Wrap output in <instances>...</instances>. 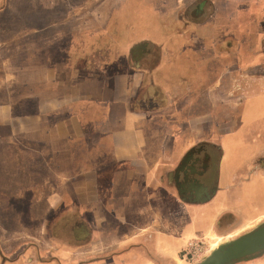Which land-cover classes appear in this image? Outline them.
I'll return each instance as SVG.
<instances>
[{
  "label": "crops",
  "instance_id": "crops-1",
  "mask_svg": "<svg viewBox=\"0 0 264 264\" xmlns=\"http://www.w3.org/2000/svg\"><path fill=\"white\" fill-rule=\"evenodd\" d=\"M65 1L77 11L63 17L50 11L58 0H39L37 5L43 11H35V5L29 8L27 4L22 12L14 11L13 0L0 4V15L13 19L12 24L17 25L16 20L21 18L27 26L32 25L31 44L16 47L15 51L18 55L27 49L23 54L35 62L26 74L8 76L6 60L13 58V49L1 38L9 41L8 35L13 33L9 29L13 28L6 27L2 32L7 36L0 37V84L18 87L26 80L32 88L27 94L32 105L18 112L0 103V114H4L0 123V164H5L3 171L0 168V188H10L12 194H20V187L34 194H40L41 189L49 203L47 209L58 206L51 221L44 220L42 224L49 226L46 233L52 243L47 245L44 238L38 239L40 247L30 243L11 258L2 252L0 264H174L188 242L228 237L231 233L220 236V231L226 229L227 218L241 219L238 205L242 199L251 200L249 188H264V169H254L243 176L239 174L241 170L232 169L231 161L223 162L236 146L229 140L232 132L247 129L242 118L244 99L250 98L260 112L248 127L257 132L264 130V74L256 75L257 86L248 92L230 89L229 80L221 73L211 86L180 92L176 89L186 78L178 80L179 74L163 73L168 65L165 53L171 51L177 56L183 49L191 51L197 55L204 77L211 51L204 44L165 46L163 42L141 52L135 60L129 57L122 61L115 56L117 46L103 44L95 48L92 43L85 47L79 39L84 32L99 38L103 28L99 25L113 11H120L121 4L130 5L126 9H131V14L142 12L143 6L149 4L156 11L154 18H159V25L166 26L162 29L170 27L188 41L205 31L206 23H199L201 26L197 25L192 33L181 28L185 17L180 13L191 0ZM226 10L223 16L227 19L230 12ZM69 22H73L70 29L66 28ZM227 29V25L222 29L225 40ZM110 33L116 34L114 28ZM41 38L47 41L38 42ZM239 41L236 40V53L242 52ZM214 45L219 60L224 58L223 73L228 66L230 70L238 67L241 55L234 54L235 59L228 61L227 42L225 46ZM98 53H102L101 59ZM174 56L172 68L176 66ZM78 59L86 63L77 65ZM114 63L127 65L130 70L109 69ZM263 63L253 67L260 69ZM204 82L210 80L204 77ZM145 86L148 91H143ZM14 90L12 98H18ZM5 96L2 91L0 102ZM8 109L11 112L6 115ZM239 141L240 146L245 145L244 135ZM260 141H264V135L255 137L251 144L260 146ZM198 144L204 148L214 146L218 155L206 161L197 158L193 148ZM23 146L27 149L22 150ZM22 161L27 166L25 174L20 175L18 164ZM37 163L44 164L42 170L34 169L32 165ZM21 179L25 186L20 184ZM62 195L72 199L73 214L58 219L65 207L58 204V196ZM95 198L108 215L100 217ZM79 204L96 205L92 222L81 215ZM263 218L261 213L246 226ZM247 263L264 264V256Z\"/></svg>",
  "mask_w": 264,
  "mask_h": 264
},
{
  "label": "rangeland",
  "instance_id": "rangeland-1",
  "mask_svg": "<svg viewBox=\"0 0 264 264\" xmlns=\"http://www.w3.org/2000/svg\"><path fill=\"white\" fill-rule=\"evenodd\" d=\"M14 11L22 12L24 9V5L27 4L29 8H32L35 5V11H43L41 5H37L39 0H13ZM31 1V2H30ZM35 2V3H32ZM80 1V0H78ZM82 1V0H81ZM85 1V0H83ZM194 0H191L190 3L184 4V17H185V23L181 24V28L184 31H188V28L192 26L193 23L189 22L188 18H191V14L189 11H191V2ZM226 1V2H225ZM87 2H90L89 0ZM206 2L204 4L203 8V16L202 17H208L206 20V23L204 28L206 27L205 31L197 33L195 35H192L188 41L184 40L182 36H179L178 33L174 32V29L172 28H161L166 26H160L158 21L159 18L154 15L156 13L152 11L151 6L148 4L147 6H143L142 12L140 10L132 12L131 9H126L130 5L126 7L125 4L120 5V11H113L112 14H110L108 20H106L104 23H101L103 28L100 29V37L97 38L94 35L87 34V32L82 33V37L80 36L79 42L83 43L84 46H91V44H94L95 48H98L102 46L103 44H107L110 48L113 46L119 49L118 51H115V56H119L118 60H128L129 57L133 60L134 57L137 55L134 52L132 53L131 50H133L134 47L137 46L139 53L142 54L146 52L148 49L151 48L153 45H159V43H165V46H170V44H179V46H183L181 44L183 43H190L195 44L197 46H200V44H204L207 49H210L209 54V60L208 65L206 66V74L205 78L210 80V83L204 82L202 83L203 77V71L201 69L202 66L197 65V55L194 53H191L183 49L180 51L177 56L176 53L167 52L165 53V57L168 58V62L166 65V68L163 73H174L173 76H176L179 74V79L186 78V80H190L189 83H186L188 81L181 80L178 86V89L180 92L185 93L186 91H199L204 86H211L213 80L221 74H225L226 78L229 80L228 84H231V88L233 91L234 89H242L243 91H250L255 90L256 88V75L258 74H264V65H262V68L253 67L257 62H264V0H204ZM6 4V0H0V4ZM40 3V2H39ZM66 1L59 2L55 4V8L50 10L56 12L59 17L67 16L68 13H74L77 11V7H73L71 5L72 3L65 4ZM78 4V3H77ZM79 5V4H78ZM190 6V7H189ZM227 9V10H226ZM230 12V18L229 16L224 18V11ZM49 11V10H47ZM164 11V10H163ZM193 12V10L191 11ZM53 13V12H52ZM193 14V13H192ZM131 15V16H130ZM223 16V17H222ZM223 18V19H221ZM221 20V22H220ZM226 22L227 27L230 29H227V52L229 59L234 60V48L235 44L237 43L236 40H241L240 47L242 49V52H238L239 55H241V59L238 63L237 68H233L230 70V67H226L227 72L223 73V70L225 67L221 66L222 60H219L217 57L218 53L216 51V47L213 44H218L222 42L221 35L219 34V27L222 26V21ZM17 25L12 24L14 22L13 19L5 18V16L0 15V37H5L7 35H3V30L6 29V27H11L13 30L9 29L11 33L10 39L8 41V38H1L3 41L9 43V48L12 47L13 49V58L8 59L6 61L7 65L9 66L8 76L13 77L14 74H17L19 72H23L26 74L28 68L35 64V62L30 60L27 56H25L23 53L27 52V49H24V52L16 54V47H22L26 46L28 43V46L31 44L32 41V35L30 34V30L32 28L31 26H27V22L25 19H19L16 20ZM37 21V20H36ZM169 22V21H167ZM65 23V22H64ZM73 22L66 23V28H71L73 25H71ZM8 25V26H7ZM65 25V24H63ZM160 28H158L159 26ZM169 25V23H168ZM75 26V25H74ZM201 26V25H198ZM42 27V26H40ZM146 27H149L146 29ZM208 27H210V34ZM43 28V27H42ZM116 31V34H111V30ZM186 37V35H184ZM69 38V36H68ZM187 38V37H186ZM96 39L99 41L96 42ZM36 41V40H34ZM45 42L46 39H39L38 42ZM68 41V40H67ZM175 49V48H174ZM215 49V50H214ZM230 49V50H229ZM92 52V50L90 51ZM84 54H89V51H83ZM233 53V55L231 54ZM175 54V65L171 62L172 55ZM24 55V56H23ZM123 55V57H122ZM232 55V57H231ZM110 60H112L111 55ZM238 56V55H237ZM98 57L101 59L103 57L102 53H98ZM137 57V56H136ZM117 58V57H116ZM240 58V56H239ZM117 60V61H118ZM135 60V59H134ZM68 61V59H67ZM86 63L85 59H78L76 61L77 65H83ZM260 62V63H262ZM264 64V63H263ZM14 66L18 65L22 66L23 68H20V70H17L16 67L14 69ZM125 65V64H124ZM100 69H103V64L101 65ZM109 69L113 70H120L122 71H129L130 67L120 66L118 63H114V65H111ZM240 74V75H239ZM243 76V77H242ZM259 76V75H258ZM162 77V76H160ZM222 78V76H221ZM232 79V81H230ZM25 80V79H24ZM232 82V83H229ZM5 84H8L6 87ZM0 84V93L3 91L6 96L4 99L5 105L13 109V111L20 112L21 108H23L25 111L28 110L30 105H32V100H28L27 94L32 91V88L30 89L28 87V82L25 80L22 82V86L12 85L10 83ZM5 86V89H2V86ZM21 85V84H20ZM32 85V84H31ZM176 85V84H175ZM159 85H155V89L159 90ZM235 86L237 88H235ZM12 88L15 89L13 91V95H18V98H12ZM143 91H148L147 87L145 86L142 88ZM13 100V101H12ZM255 106L252 105L251 99H244L243 100V122H244V128H247L246 130L239 131L237 134L230 137V141L237 140L242 138L244 135V138L246 139V144L240 146L239 143L232 146L231 153L227 154V147L224 145V148L226 147V155L227 160L223 162L226 164H229L231 161L233 164L234 170H241L239 171L240 175H245L247 172L254 170V169H264V141H260L259 145H252L251 142L254 143L255 137L256 139L258 137H262L264 135V130L260 131H254L250 130V126L254 119H257L258 115H260V112L258 111V107L256 104ZM11 109L7 110L6 115H9L11 112ZM25 115H27V112H24ZM264 113V112H263ZM4 116V114H3ZM0 114V123L3 121ZM10 118L12 116H9ZM28 117V116H27ZM25 116H23L20 119V122L23 121ZM25 121V120H24ZM41 122V120H38ZM254 124V123H253ZM261 129V127H260ZM217 134V133H216ZM14 138L13 136L10 137ZM25 138V137H24ZM4 140H7L5 138ZM8 141V140H7ZM6 141V142H7ZM228 141V138L225 142ZM236 142V141H235ZM234 142V143H235ZM240 142V141H239ZM10 143V142H9ZM230 143V142H229ZM27 147L23 146L22 150H26ZM222 150V148H221ZM221 154V153H220ZM33 157V156H32ZM10 165V164H9ZM2 166H5V164H0L1 171ZM26 161H22V164H18V172L19 174H25L26 172ZM35 170L39 169L42 170V167L44 164L37 163L32 165ZM228 166V165H227ZM37 170V171H39ZM8 171V170H7ZM10 175V174H9ZM2 174H0V177ZM21 185L25 186V180L21 179L20 181ZM246 190V189H245ZM3 191V193H2ZM7 191V192H6ZM12 189L7 188H0V253L4 252L5 256H8V258H11L17 254L18 251L21 250L23 246H26L28 244L36 243V241L41 238H44L47 245L52 243V239L46 233L47 229H49V226H43L44 220L46 222H50L51 218L55 216L57 213L56 208H52L50 210L47 209L48 202L45 199L44 194L41 193V189L39 190L40 194H34L32 191L26 190V188L22 189L20 187L19 193L20 194H12ZM249 197L251 200L247 201L245 199H242L241 204L238 205L239 209H241L240 217L241 219H238L236 217H229L226 220V229L224 231H220L222 234L220 236H225L227 233H231L227 235L230 237L233 235V232H236V230H239L242 227L246 226V223H250L251 219L255 218V216L264 213V188L262 187H252L249 188ZM246 196V195H245ZM57 196H54V198ZM60 197L59 205L64 204L65 207H63V213L58 215V219L61 217V215L64 214H73V211H71V203L72 199L68 195H62L58 196V199ZM95 201L98 202L99 208L98 213L100 214V217L105 216L107 214L104 205L99 204V199L95 198ZM52 202V201H51ZM80 213L85 218L90 220L92 222V218L95 216L94 211L96 209V205H81L79 204ZM65 210V211H64ZM108 215V214H107ZM123 216V215H122ZM113 219L111 218L110 222ZM43 224V225H42ZM46 225V224H45ZM239 232V231H237ZM221 237H211L210 241H204L203 240H192L188 242L185 247L180 249L178 252V257L174 261V264H194L197 259H199L210 246H215L216 242H218ZM49 243V244H48ZM37 244V243H36ZM35 244V245H36ZM36 246H39L38 244ZM40 247V246H39ZM37 249V247H35ZM251 262V261H250ZM242 264H249V263H242Z\"/></svg>",
  "mask_w": 264,
  "mask_h": 264
},
{
  "label": "water",
  "instance_id": "water-1",
  "mask_svg": "<svg viewBox=\"0 0 264 264\" xmlns=\"http://www.w3.org/2000/svg\"><path fill=\"white\" fill-rule=\"evenodd\" d=\"M140 55L137 46L132 53ZM134 57L136 59L137 57ZM264 256V218L246 226L230 237L222 238L194 264H242Z\"/></svg>",
  "mask_w": 264,
  "mask_h": 264
},
{
  "label": "flooded vegetation",
  "instance_id": "flooded-vegetation-1",
  "mask_svg": "<svg viewBox=\"0 0 264 264\" xmlns=\"http://www.w3.org/2000/svg\"><path fill=\"white\" fill-rule=\"evenodd\" d=\"M226 2V1H225ZM190 3V2H189ZM206 2H204V0H194L193 2H191V11L193 10V12H191V11H189L190 12V14H191V18H188L189 19V22L190 23H193L192 24V26L191 27H189L188 28V31H190V33H192V32H195L198 28H197V25H199V23H201L202 21H206L207 20V18L208 17H202L201 18V16H203L204 14H203V8H204V4H205ZM188 5V4H187ZM190 7V6H189ZM184 9V8H183ZM183 12H185V10H182L181 11V13L180 14H182V16H185L184 15V13ZM193 13V14H192ZM225 13V11L223 12V14ZM225 25H226V22H225V20L224 21H222V26L221 27H219L220 29H219V34L222 36H224L225 35V32H223V30L222 29H224L225 28ZM205 29H206V27H205ZM208 29H209V32H210V27H208ZM221 37V39H222V42H221V45L222 46H225L226 45V40H225V38L224 37ZM214 45V44H213ZM132 51V50H131ZM235 55L237 54V55H239V53H238V51H237V53L234 51L233 52ZM260 62H262V61H260ZM258 63V62H257ZM236 133H233L232 132V134H231V137L233 136V135H235ZM233 139V138H232ZM232 139H230L229 138V140H232ZM236 141V142H235ZM234 142H235V144H237L238 143V141L237 140H234ZM246 144V143H245ZM193 151H194V154H195V156L198 158H201V160H207L209 157L210 158H215L218 154V150H216V148L214 147V146H205V148H204V146H201V145H196L194 148H193ZM220 153V152H219ZM220 156H221V154H220Z\"/></svg>",
  "mask_w": 264,
  "mask_h": 264
}]
</instances>
